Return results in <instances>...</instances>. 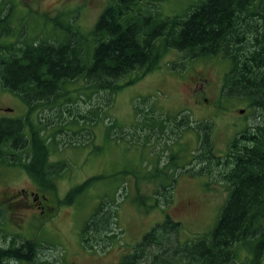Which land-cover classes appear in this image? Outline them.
I'll use <instances>...</instances> for the list:
<instances>
[{
    "label": "trees",
    "instance_id": "16d2710c",
    "mask_svg": "<svg viewBox=\"0 0 264 264\" xmlns=\"http://www.w3.org/2000/svg\"><path fill=\"white\" fill-rule=\"evenodd\" d=\"M0 2L1 11L3 5H9L0 15V23L8 24L14 5L11 0ZM151 5L152 0H111L88 34H82L69 19L61 23L60 14L55 17L44 14L53 26L46 37L40 33L30 40L0 44V84L26 105L24 115L0 118V166H19L39 190H54L55 179L67 163L51 161V152L92 142V127L107 117L102 115L105 111H100L102 105L110 106L120 88L156 68L167 50L178 51L183 60L212 56L229 59L221 93L245 100L259 112L260 121L236 133L225 154L214 152L211 121L192 120L183 111L165 115L152 106L143 110L139 102L135 106L137 121L131 132L114 123L108 125L109 132L112 131L109 138H128L140 144L152 138L158 141L170 130L177 136L175 141H169L171 135L165 138L170 142L167 148L177 142L184 130L194 131L198 148L182 170L211 175L214 167H222L219 180L229 190L210 231L181 241L178 238L181 223L166 215L163 223L146 232L116 264H229L239 258L240 251L249 254L248 263L261 264L264 258V0H201L182 14L163 18L146 9ZM56 28L61 32L58 35L54 33ZM125 76L128 78L120 83ZM71 83L76 85L70 88ZM98 94H102L101 104L94 106L91 100ZM83 103L88 105L86 110ZM82 123L85 126L80 130H73ZM83 130L86 132L82 133ZM167 158L162 168L171 175V152ZM172 177L153 191L155 200L163 197L165 203L172 202L175 185ZM94 178L73 187L63 201L67 203L72 196L80 194ZM117 208L115 200L101 201L84 221L80 240L85 250L102 252L120 241L123 230L118 223ZM5 217L0 206V240L3 241L0 264L60 263V257L56 263L40 257L41 249L52 245L6 233L1 227Z\"/></svg>",
    "mask_w": 264,
    "mask_h": 264
},
{
    "label": "rangeland",
    "instance_id": "374dc122",
    "mask_svg": "<svg viewBox=\"0 0 264 264\" xmlns=\"http://www.w3.org/2000/svg\"><path fill=\"white\" fill-rule=\"evenodd\" d=\"M11 1L14 8L9 23H0V44L16 39L30 40L40 33L46 37L53 31V26L45 20L44 14L50 17L60 14L61 23L69 19L82 34H88L111 0H88L79 16L77 11L86 0ZM198 1L201 0H152V5L146 9L163 18L182 14ZM5 6L9 5H3L4 12L8 10ZM10 30L11 34H8ZM59 32L56 28L54 33L58 35ZM229 67L230 60L221 56L183 60L178 51L167 50L156 68L120 88L110 106L102 105L100 111H105L102 115L107 117L92 127V142L60 147L51 152V161L67 163L55 179L54 190H39L19 166H0V206L6 213L1 227L20 239H37L52 245L42 248L40 257L53 263L60 257L59 264H116L146 232L163 223L166 215L181 223L178 237L181 241L210 231L229 190L219 180L222 167H214L211 175L182 170L190 161L191 153H196L198 148L196 133L184 130L177 142L167 148L166 144L175 141L177 136L170 130L158 141L152 138L150 142L140 144L128 138H111L108 125L114 123L131 132L137 121L135 106L139 102L143 110L152 106L165 115L187 112L192 120L211 121L214 152L223 155L236 133L260 121L259 112L249 107L245 100L221 93L223 76ZM127 78L125 76L119 82L123 83ZM75 85L71 83L69 87ZM98 95L91 100L94 106L101 104L102 94ZM82 107L86 110L88 105L83 103ZM25 112L26 105L21 98L0 84V118H17ZM82 126L85 123L73 130L78 131ZM108 133H111L110 138ZM169 135L171 138L167 143L165 138ZM170 152L172 173L168 175L162 165ZM170 176L175 182L172 202L165 203L163 197L155 200L153 191L170 181ZM91 177L95 178L80 194L72 196L67 203L63 201L73 187ZM32 191L38 194L34 203L29 199ZM105 200H115L118 204L117 218L123 230L120 241L102 252L85 250L80 240L82 224ZM39 204L44 206V211H40ZM249 258V254L240 251L239 258L229 264H252L248 263ZM261 264H264V258Z\"/></svg>",
    "mask_w": 264,
    "mask_h": 264
},
{
    "label": "flooded vegetation",
    "instance_id": "af4514ba",
    "mask_svg": "<svg viewBox=\"0 0 264 264\" xmlns=\"http://www.w3.org/2000/svg\"><path fill=\"white\" fill-rule=\"evenodd\" d=\"M82 1H84V0H82ZM87 1L88 0H86V2H84L83 3V5L81 6L82 8L80 9V10H78L77 11V15L79 16V15H81L82 13H83V11L85 10V8H86V5H87ZM102 12V11H101ZM76 25V24H75ZM205 100H206V98H205ZM38 194L35 192V191H32L30 194H29V199L34 203V202H37V200H38V198L37 197H35V196H37ZM38 207H39V209H40V211L42 212V211H44L43 209H44V206L43 205H37Z\"/></svg>",
    "mask_w": 264,
    "mask_h": 264
},
{
    "label": "water",
    "instance_id": "95a60500",
    "mask_svg": "<svg viewBox=\"0 0 264 264\" xmlns=\"http://www.w3.org/2000/svg\"><path fill=\"white\" fill-rule=\"evenodd\" d=\"M240 111H241V112H243V110H242V109H241Z\"/></svg>",
    "mask_w": 264,
    "mask_h": 264
}]
</instances>
